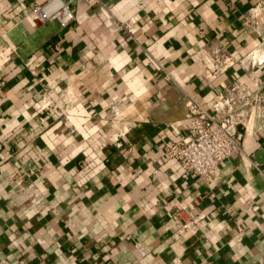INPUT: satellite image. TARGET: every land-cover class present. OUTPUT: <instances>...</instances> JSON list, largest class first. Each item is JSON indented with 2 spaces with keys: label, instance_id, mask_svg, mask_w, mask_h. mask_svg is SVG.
I'll use <instances>...</instances> for the list:
<instances>
[{
  "label": "crops",
  "instance_id": "0c3cea01",
  "mask_svg": "<svg viewBox=\"0 0 264 264\" xmlns=\"http://www.w3.org/2000/svg\"><path fill=\"white\" fill-rule=\"evenodd\" d=\"M43 1L0 0V264H264L262 0H74L66 25ZM254 80L212 180L167 158L189 95ZM175 214L199 217L174 236Z\"/></svg>",
  "mask_w": 264,
  "mask_h": 264
},
{
  "label": "built area",
  "instance_id": "2783aa9c",
  "mask_svg": "<svg viewBox=\"0 0 264 264\" xmlns=\"http://www.w3.org/2000/svg\"><path fill=\"white\" fill-rule=\"evenodd\" d=\"M74 0H44L35 4L29 15L41 20L57 19L61 25L68 24L74 18L71 3ZM259 12H264V0L258 2L249 10L246 20L256 19ZM131 30V28H128ZM264 59V54H259ZM252 59V60H251ZM255 62L254 50L240 59L244 66ZM233 60L228 56L223 64ZM221 64V63H220ZM5 80L0 75V104L4 97ZM245 81L233 82L224 93H218L212 101L209 110L194 95L186 100L187 128L183 136L167 143L164 147L168 159H173L185 169L192 171L204 181L212 180L217 172L219 163L240 148L252 114L261 115L263 98L255 86ZM114 113L117 108L112 107ZM185 204L180 208L184 209ZM199 215L189 214L185 219L178 214L173 216L174 236L188 232L196 223ZM140 253L144 248L139 242L135 243Z\"/></svg>",
  "mask_w": 264,
  "mask_h": 264
}]
</instances>
